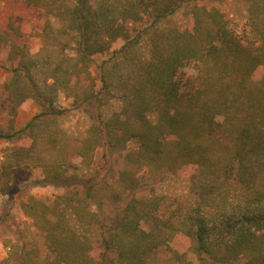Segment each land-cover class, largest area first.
Wrapping results in <instances>:
<instances>
[{
	"label": "trees",
	"instance_id": "16d2710c",
	"mask_svg": "<svg viewBox=\"0 0 264 264\" xmlns=\"http://www.w3.org/2000/svg\"><path fill=\"white\" fill-rule=\"evenodd\" d=\"M249 1L246 13L227 15L208 0H74L60 17L75 39L50 67L45 87L33 72L35 58L10 41L17 63L4 84L11 119L8 128L0 125V139L28 136L30 143L12 148L9 162L41 161L34 132L62 112L60 91L90 115L84 158L101 146L138 147L125 154L112 181L97 173L84 180L67 172L71 163L42 161L38 183L65 193L50 201L27 195L22 207L47 253L15 243L0 264H157L162 254L180 264H264V0ZM183 7L190 26L163 28ZM120 39L113 67L97 65L94 55ZM142 44L148 52L134 62ZM186 68L193 72L185 76ZM28 98L43 112L16 129L12 122ZM114 98L120 108L105 112ZM189 164L197 166L192 200L174 205L156 195L155 183ZM145 189L155 198L140 196Z\"/></svg>",
	"mask_w": 264,
	"mask_h": 264
},
{
	"label": "rangeland",
	"instance_id": "374dc122",
	"mask_svg": "<svg viewBox=\"0 0 264 264\" xmlns=\"http://www.w3.org/2000/svg\"><path fill=\"white\" fill-rule=\"evenodd\" d=\"M73 1L0 0V125L4 128L10 126L11 119L4 103L8 95L4 84L10 75L9 69L16 66L17 63L15 58L9 55L10 41L13 40L19 45L25 46V50L28 51L29 55L35 58L39 65L33 68V72L36 79L45 87L50 67L63 55L65 48L69 51L67 44L72 45L75 39L72 36L74 34L71 29L66 27V23L60 17V13L65 7L70 6ZM210 5H217L227 15L230 13L236 15L240 12L246 13L250 1L208 0L207 6ZM188 11L189 9L186 7L179 9L162 24L163 28L187 29L190 26ZM11 19L14 23L13 34L9 27ZM2 30L8 31V33L2 32ZM45 41L48 46H45ZM123 42L120 39L112 45L111 50L108 52L94 55L96 64L101 65L103 62L110 61L108 67L111 69L113 67L112 63L117 59L114 51L119 49ZM148 46H145V44L137 46L134 62L138 63V61L145 58ZM43 47H46V49L43 50ZM122 72V69H118L115 73V84L118 90L123 88L120 86L123 79H119ZM182 72L186 76L192 73L193 69L186 68ZM51 82L52 79H49V83ZM100 85L98 81L97 87H100ZM118 90H115V95L119 97L121 94L119 95ZM116 98L112 99L109 105H106L105 112L112 113L120 108L121 101ZM56 108L62 112L56 116L48 115L42 121H39V125L34 132L39 139L37 150L42 153L41 161L39 157H30L24 158L26 161L20 166L17 162L12 164L9 162L11 157H5V155L10 153L14 147L29 146L30 138L23 136L21 139L9 141L0 139V262L8 256L11 246L15 243L26 244L28 248L41 257H44L47 253L44 239L35 226L34 220L25 215L22 207L23 199L27 195L50 201L55 196L65 193L63 188L38 183L44 177L42 161L52 163L66 161L71 163L72 166H69L67 172L83 175L85 176L84 180L86 176L97 173L100 178H107L112 181L116 179L119 171L125 166V154L129 150H135L138 147L136 142H130L125 149L120 150L101 146L93 151L91 159L90 157L84 158L79 150L84 145L83 141L88 136L92 123L89 113L84 111L78 103H73V98L62 91L58 93ZM92 111L98 112L95 105L92 107ZM41 112H43V107L34 99L28 98L18 108L12 126L16 129L24 127L29 120ZM150 118L155 119V114H150ZM196 171V165L183 166L175 175H171L166 182L154 184L156 195L164 197L169 204L188 203L193 199V193L189 190V187ZM151 174L155 173L151 172ZM141 195H147L150 200L155 198V195L151 197V192L148 189L142 191ZM176 241L184 246L189 245V241L182 235H178ZM100 251L101 248L97 247L94 253L97 254ZM158 260L157 264H180V262L173 259H167L166 255L163 254L160 255Z\"/></svg>",
	"mask_w": 264,
	"mask_h": 264
},
{
	"label": "crops",
	"instance_id": "0c3cea01",
	"mask_svg": "<svg viewBox=\"0 0 264 264\" xmlns=\"http://www.w3.org/2000/svg\"><path fill=\"white\" fill-rule=\"evenodd\" d=\"M28 1H30V0H28ZM11 22L13 23V20L11 19L10 21H9V27H10V29H11V31H12V34L14 33V30L12 29V27H11ZM14 24V23H13ZM2 32H6V33H8V31H5V30H2ZM9 48H10V44H9ZM23 104V103H22ZM21 104V105H22Z\"/></svg>",
	"mask_w": 264,
	"mask_h": 264
}]
</instances>
